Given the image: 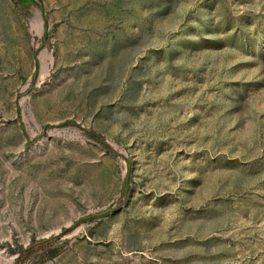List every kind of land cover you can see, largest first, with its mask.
Wrapping results in <instances>:
<instances>
[{"label":"rangeland","instance_id":"obj_1","mask_svg":"<svg viewBox=\"0 0 264 264\" xmlns=\"http://www.w3.org/2000/svg\"><path fill=\"white\" fill-rule=\"evenodd\" d=\"M51 237L22 264H264V0H0V264Z\"/></svg>","mask_w":264,"mask_h":264},{"label":"trees","instance_id":"obj_2","mask_svg":"<svg viewBox=\"0 0 264 264\" xmlns=\"http://www.w3.org/2000/svg\"><path fill=\"white\" fill-rule=\"evenodd\" d=\"M19 5L22 8H28L31 4L36 3V0H17ZM67 125H76V123H74L73 121H68ZM91 138L93 140H95L96 142L100 143L101 145H103L106 149H108L109 152H113L111 146L106 142V139L103 135L93 132V135L91 136ZM129 189L126 187H124L123 190V200H125L129 194ZM68 231L66 229L63 230V232L59 235L61 236L63 233H67ZM58 238V237H51L48 239H42L40 241H35L32 244H30L29 246L22 248L20 250V256L18 259L19 264H22L24 261H26L27 259H29L34 253L38 252V251H46L48 249H50L53 241Z\"/></svg>","mask_w":264,"mask_h":264},{"label":"water","instance_id":"obj_3","mask_svg":"<svg viewBox=\"0 0 264 264\" xmlns=\"http://www.w3.org/2000/svg\"><path fill=\"white\" fill-rule=\"evenodd\" d=\"M47 32H48V26L46 27V33H47ZM37 66H38V61H37V58H35V67H36V69H37ZM64 124H65V123H62V125H64ZM80 127L84 128V127L81 126V125H80ZM89 133H90V131H89ZM103 214H105V213H98V214L92 215V216H90V217L81 218V219H79L74 225L67 227L66 230H67V231H70V230H72L75 226H77L79 223L84 222V221L87 220V219H96V218H99V217H101Z\"/></svg>","mask_w":264,"mask_h":264},{"label":"bare ground","instance_id":"obj_4","mask_svg":"<svg viewBox=\"0 0 264 264\" xmlns=\"http://www.w3.org/2000/svg\"><path fill=\"white\" fill-rule=\"evenodd\" d=\"M9 263L8 264H13V258L9 259Z\"/></svg>","mask_w":264,"mask_h":264}]
</instances>
